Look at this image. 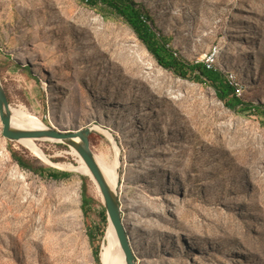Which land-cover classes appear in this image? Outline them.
Wrapping results in <instances>:
<instances>
[{
    "label": "rangeland",
    "instance_id": "rangeland-1",
    "mask_svg": "<svg viewBox=\"0 0 264 264\" xmlns=\"http://www.w3.org/2000/svg\"><path fill=\"white\" fill-rule=\"evenodd\" d=\"M136 1L177 56L204 62L217 50V67L244 82L242 100L264 104V0ZM0 77L14 110L56 129H104L90 143L110 162L120 152L116 191L137 264H264L258 114L229 109L209 84L162 67L121 18L80 0H0ZM2 127L0 264H103L88 230L103 228L105 205L91 176L69 168L79 165L73 148L39 142L62 164L53 167ZM13 151L72 175L23 169ZM82 176L96 200L88 218Z\"/></svg>",
    "mask_w": 264,
    "mask_h": 264
},
{
    "label": "trees",
    "instance_id": "trees-1",
    "mask_svg": "<svg viewBox=\"0 0 264 264\" xmlns=\"http://www.w3.org/2000/svg\"><path fill=\"white\" fill-rule=\"evenodd\" d=\"M80 2L101 12L104 16L111 15L121 18L134 30L137 37L146 45L162 67L174 71L184 79H194L209 84L214 88L218 100L229 109L249 110L262 117L264 122V104L243 101L236 95L235 87L229 83L221 71L210 69L203 62H188L177 56L176 52L169 46V39L156 30L153 17L141 3L136 0H80ZM12 155L23 169L32 170L42 176L46 175L58 180L72 175L70 172L60 171L45 165L35 166L16 151H13ZM82 180V210L84 216L88 218L91 212L90 207L96 200L89 195L88 177L82 176ZM100 219L103 228L91 226L88 230L93 254L98 263L101 261V240L105 239V228L109 223L107 210L104 207L100 212Z\"/></svg>",
    "mask_w": 264,
    "mask_h": 264
},
{
    "label": "water",
    "instance_id": "water-1",
    "mask_svg": "<svg viewBox=\"0 0 264 264\" xmlns=\"http://www.w3.org/2000/svg\"><path fill=\"white\" fill-rule=\"evenodd\" d=\"M0 120L3 124L2 133L5 138L11 141H18L22 138H47L60 140L61 143L75 149L85 162L92 178L97 183L107 210L109 223L111 222L125 255L126 264H136L135 255L130 245L128 235L122 222V211L120 198L117 192L108 183L104 172L96 159L90 143V127L78 130H62L50 127L44 130H26L15 128L12 125V110L7 91L0 77ZM55 167V166H53ZM86 175V174H84Z\"/></svg>",
    "mask_w": 264,
    "mask_h": 264
},
{
    "label": "bare ground",
    "instance_id": "bare-ground-1",
    "mask_svg": "<svg viewBox=\"0 0 264 264\" xmlns=\"http://www.w3.org/2000/svg\"><path fill=\"white\" fill-rule=\"evenodd\" d=\"M11 110H12V125L15 128L26 129V130H44V129L50 128V126L45 124V122L42 118L35 116L28 111H25V110L24 111L22 110L21 112L16 111L12 108V106H11ZM87 127H90L92 131L98 130V131L104 132V129L97 124H92V125L87 126ZM107 134L112 138V134L110 132H107ZM41 141H54V142H60V143L62 142L60 140L47 139V138H22V139L18 140V142H20L22 145H24L26 148H28L33 153V155L40 158L44 163L50 164V165L55 166V167H62V164L54 163L48 157V155L40 147L39 142H41ZM72 151L75 154V156H77L78 161H79V165L78 166H70L69 168H71L72 170H75L77 172H80L82 174H86V175L91 176L90 171L88 170L85 162L82 160V158L80 157L78 152L75 149H73ZM115 151H116L115 159L112 162L107 161L106 158L104 159L102 156H100L96 152H94V153L96 155V159L98 160V162H99V164H100V166L104 172V175H105L108 183L110 184L112 189H114L116 191V189H118V187L120 185L119 170L117 169L119 161H120V152L117 149V147H116ZM17 177L24 178V176H20V175H18ZM91 178H92V176H91ZM93 181L97 185V183L95 182L94 179H93ZM97 188L100 191L98 185H97ZM116 192L119 196L118 191H116ZM119 198H120V196H119ZM71 203L75 204V200H73ZM121 208H122V206H121ZM121 211H122V209H121ZM122 222L124 224L126 233L128 235L130 245L132 247V244H133L132 235L130 234L129 229L126 227L123 216H122ZM105 242H106V244L103 248V252H102V254H100L103 264H126L125 255H124V252H123L122 247L120 245V242H119V239H118V236L116 233V229L114 228V226L112 225L111 222L109 223L108 228L106 230ZM132 250H133V248H132ZM133 252H134V250H133ZM136 264H137V262H136Z\"/></svg>",
    "mask_w": 264,
    "mask_h": 264
},
{
    "label": "built area",
    "instance_id": "built-area-1",
    "mask_svg": "<svg viewBox=\"0 0 264 264\" xmlns=\"http://www.w3.org/2000/svg\"><path fill=\"white\" fill-rule=\"evenodd\" d=\"M217 58H218V53H217V50L214 49V51L209 52L205 56V60L203 63H205V65L210 69L213 68L215 70L221 71L226 76L229 83L235 87L236 95L238 97L242 98L243 92L245 90L244 82L240 79V77L238 76V74L234 70H229V69L221 70V69H219L217 67Z\"/></svg>",
    "mask_w": 264,
    "mask_h": 264
}]
</instances>
